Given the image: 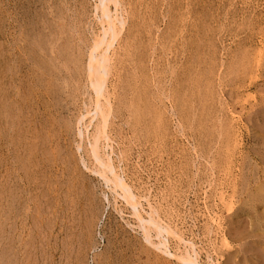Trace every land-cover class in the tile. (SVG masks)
<instances>
[{
	"label": "rangeland",
	"instance_id": "374dc122",
	"mask_svg": "<svg viewBox=\"0 0 264 264\" xmlns=\"http://www.w3.org/2000/svg\"><path fill=\"white\" fill-rule=\"evenodd\" d=\"M107 1L0 0V263L264 264V0ZM95 136L136 212L93 174ZM134 212L168 227L165 248Z\"/></svg>",
	"mask_w": 264,
	"mask_h": 264
},
{
	"label": "bare ground",
	"instance_id": "6f19581e",
	"mask_svg": "<svg viewBox=\"0 0 264 264\" xmlns=\"http://www.w3.org/2000/svg\"><path fill=\"white\" fill-rule=\"evenodd\" d=\"M111 1V0H110ZM109 0L107 1V2H110ZM113 1H111V3H112ZM105 4L106 3H104V1H102L101 2V10H102V12H103V18H106V21L108 20V23H109V25H108V23H105V24H107V28L106 29H108L109 31H112L113 30V26H112V23H113V21L111 22V20H110V18L111 17H109L108 16V14L107 13H109V12H107V10H106V6H105ZM96 6H97V4H96ZM117 7V6H116ZM97 10V9H96ZM101 10H97V11H101ZM101 12V13H102ZM117 19V18H116ZM120 19V18H119ZM100 20H102V19H100ZM105 20V19H104ZM105 21V22H106ZM99 22H101V21H99ZM102 22H104L103 20H102ZM114 25V24H113ZM122 25V24H121ZM121 28V27H120ZM105 29V28H104ZM102 30V29H101ZM122 30V29H121ZM219 30V29H218ZM106 31V30H105ZM69 32V31H68ZM115 32V31H114ZM112 33H113V31H112ZM107 33H105V35H106ZM119 35V34H118ZM117 35V36H118ZM111 36V35H110ZM110 40V39H109ZM101 42H103V40L101 41ZM100 42V43H101ZM105 42V41H104ZM97 43V42H96ZM95 43V45H97ZM112 43V42H111ZM100 47V45L98 44L97 45V47ZM107 46V45H106ZM108 47V46H107ZM112 46L110 45V48H111ZM106 48V47H105ZM93 49H95V46H94V48ZM97 49V48H96ZM106 50V49H105ZM92 51V50H91ZM245 53V52H244ZM106 58H108L107 56L105 57V54L104 55H102L101 57H99V58H97V57H95V56H91V58H90V64L88 65L89 66V71L91 72L90 74V76H91V87H92V89H93V92H94V94H95V97H97V99H99L100 97L102 98V96H103V91H104V87H105V74H106V70H107V63H106ZM256 64V63H255ZM108 72V71H107ZM142 73V72H141ZM109 74V73H108ZM4 76V75H3ZM88 77V76H87ZM2 82V81H1ZM3 86V85H2ZM19 89V88H18ZM14 91V90H13ZM16 91H18L17 89H16ZM15 93V92H14ZM17 93V92H16ZM22 93H24V92H22ZM86 94V93H85ZM21 95V94H20ZM19 96V95H18ZM92 96V95H91ZM16 98V97H15ZM7 99L9 100V97L7 96ZM14 99V98H13ZM12 99V100H13ZM17 99V98H16ZM23 99V98H22ZM15 100V99H14ZM16 101V100H15ZM23 102V101H22ZM8 103H10V102H8ZM19 103H20V101H19ZM0 104H1V100H0ZM101 104V105H100ZM18 105V104H17ZM17 105H15V106H17ZM94 105V104H93ZM107 105H109V103L107 104ZM24 107V106H23ZM102 103H100V101L98 100L97 102H96V106H95V115H100L101 117H103V121H102V123L104 124V122L105 123H107V120H106V117H108L107 115H106V117L104 116L105 114V112H103L104 110L102 109ZM109 107V106H108ZM10 108V107H9ZM12 108V107H11ZM91 108V107H90ZM22 109V108H21ZM110 109V108H109ZM13 110V109H12ZM6 111V110H5ZM9 111V110H8ZM11 111V110H10ZM12 113V112H11ZM17 113V112H16ZM82 114V113H81ZM85 114V113H84ZM108 114V113H107ZM2 115H3V109H2V107H1V105H0V127L2 126V124H3V122L5 123V125H6V127H7V124H8V127L6 128V131L7 132H10V127H11V118H10V116L9 115H4L3 117H2ZM20 116V115H19ZM87 116V115H86ZM21 117V116H20ZM28 117V116H27ZM83 118H85V117H83ZM14 119V118H13ZM22 119V118H21ZM58 119V118H57ZM16 120V119H15ZM30 120V119H29ZM93 120H94V118H93ZM14 122V121H13ZM21 122V121H20ZM52 122V121H51ZM80 122H81V119H80ZM53 123V122H52ZM213 124V123H212ZM4 125V124H3ZM29 125V124H28ZM104 126V125H103ZM89 127V126H88ZM2 128H3V130H4V127L2 126ZM23 128V127H22ZM28 128V127H27ZM104 128H105V126H104ZM31 129V128H30ZM217 129V128H216ZM24 130V129H23ZM33 130V129H32ZM99 130V129H98ZM25 131H26V129H25ZM4 132V131H3ZM2 132V133H3ZM80 132V131H79ZM11 133V132H10ZM21 133V132H20ZM32 133V132H31ZM34 133V132H33ZM81 133V132H80ZM99 133V132H98ZM98 133H97V135H98ZM9 134V133H8ZM13 134V133H12ZM99 134H101V136H105L106 134H105V132L103 131V128H102V130H100V133ZM105 134V135H104ZM14 135V134H13ZM29 135V134H28ZM82 135V134H81ZM5 136V135H4ZM31 136H33V135H31ZM23 137V136H22ZM21 137V138H22ZM25 137V136H24ZM2 138V137H1ZM5 138V137H4ZM59 138V137H58ZM8 139V138H7ZM2 140H4V139H2ZM31 141V140H30ZM98 142H99V137L98 136H95V138H94V142H93V144L91 143V149H92V154H93V159L95 160V162H96V164H97V166L99 167V170L97 169V172H95V173H93V174H95V175H98V177L101 179V180H103L107 185L108 184H111V186H112V189H113V191H115L116 192V194H117V196H119V197H121L122 199H124L126 202H127V204H130V206L132 207V209H134V211L136 212V207H137V204L134 202V200H135V197H134V195H133V193L131 192V190H130V188L124 183V180H122V178H120L119 177V175H117L116 173H115V171H114V168L112 167V165H111V163H106V162H104L103 161V159H101V157L98 155ZM23 143V142H22ZM85 143V142H84ZM5 144H7L6 142H5ZM27 144V143H26ZM8 145V144H7ZM106 145V144H105ZM4 146V145H3ZM27 146V145H26ZM23 147V146H22ZM29 147V146H28ZM26 148V147H25ZM31 148V147H30ZM110 148V147H109ZM19 149V148H18ZM21 149V148H20ZM11 150V149H10ZM78 150H79V148H78ZM81 150V149H80ZM4 151V150H3ZM28 151V150H27ZM2 153V152H1ZM12 153V152H11ZM21 153V152H20ZM27 153V152H26ZM33 155V154H32ZM1 156V155H0ZM16 162V161H15ZM94 162V163H95ZM68 163V162H67ZM84 164V163H83ZM27 165V164H26ZM120 165V164H119ZM86 166V165H85ZM87 170H88V168H87ZM91 172H93V171H91ZM108 173L112 176V178H109L108 177ZM256 180V179H255ZM6 183V182H5ZM3 184V183H2ZM25 184H26V182H25ZM1 186V185H0ZM28 186V185H27ZM105 186V185H104ZM68 187H69V185H68V183H66V182H64V177L62 176L61 177V180H60V186H59V188H57L58 190V194H59V200H58V204H59V211H60V215L61 214H63V215H65L66 214V210L68 209V206L70 205V201H68V196L70 195V192H67V190H68ZM1 189L2 188H0V191H1ZM23 189H24V187H23ZM5 190V189H4ZM10 190V189H9ZM9 190H8V192H9ZM13 191V190H12ZM118 191H120L121 193H118ZM27 192V191H26ZM25 192V193H26ZM112 192V191H111ZM114 192V193H115ZM245 192V191H244ZM1 193H2V191H1ZM73 193V192H72ZM115 194V195H116ZM22 195V194H21ZM20 195V196H21ZM224 195V194H223ZM9 196V195H8ZM16 197V196H15ZM28 197V196H27ZM3 198V197H2ZM6 198V197H5ZM17 198V197H16ZM0 199H1V197H0ZM8 199V198H7ZM26 199V198H25ZM15 200V199H14ZM17 200V199H16ZM24 200V199H23ZM21 201H22V199H21ZM21 201L19 202V203H21ZM23 202V201H22ZM26 202V201H25ZM1 203V202H0ZM4 203V202H3ZM13 203V202H12ZM55 204V203H54ZM13 205V204H12ZM15 205V204H14ZM253 205V204H252ZM6 207V209H5V212H4V209H3V206H1V212H0V221L2 222V220H3V222H4V224H5V227L7 228V230H4L3 228H5V227H3L2 226V223L0 222V251H1V249H2V246H5V242L3 243V241L5 240V239H9V234H10V229H9V231H8V224L9 223H11L10 222V220L12 219L11 218V216L12 215H10V213H9V211L11 212V210H9L8 208H9V206H8V204H6L5 205ZM10 206H11V204H10ZM13 207V206H12ZM56 207V206H55ZM12 209V208H11ZM131 209V210H132ZM16 211V210H15ZM29 211V210H28ZM155 211V210H154ZM3 212H4V214H3ZM21 212V211H20ZM24 211H22V213H23ZM25 212H26V210H25ZM56 212V211H55ZM70 212V211H69ZM134 212V213H135ZM27 213V212H26ZM48 213V212H47ZM53 214V213H52ZM136 214V216H137V218H138V222H139V232H140V234L143 236V239L148 243V244H150V245H152L155 249H157V248H159V247H161V246H163L164 245V248H165V244L167 243V240L164 238L163 240H164V244H162V242L160 243L161 245L160 246H157L154 242H152V232L153 231H155L156 233H157V235H155V236H157V238L158 237H160L161 238V236L163 235V234H169V229H168V227H164V226H162V225H160V223H158V221H156L155 219H153V217H150L149 218V220H145L138 212L137 213H135ZM14 215H15V213H14ZM17 215V214H16ZM20 215V214H19ZM42 214H40V216H41ZM28 216H29V214H28ZM57 216V215H56ZM17 217V216H16ZM30 217V216H29ZM51 217V216H50ZM61 217V216H60ZM65 217V216H64ZM14 218V217H13ZM66 218V217H65ZM20 219V218H19ZM24 219V218H23ZM49 219V218H48ZM158 219V218H157ZM17 220H18V218H17ZM30 220V219H29ZM40 220V219H39ZM46 220V219H45ZM50 220H52V219H50ZM49 220V221H50ZM58 220H60V219H58ZM58 220H56V221H58ZM159 220V219H158ZM13 221H15V220H13ZM55 221V222H56ZM61 221V220H60ZM24 221H22V223H23ZM52 222V221H51ZM25 223V222H24ZM58 223V222H57ZM66 223H67V221H66ZM14 224V223H13ZM20 224V223H19ZM41 224V223H40ZM64 224V223H63ZM30 225V224H29ZM55 225V224H54ZM59 225H61V224H59ZM58 225V226H59ZM64 226V225H63ZM65 226H68V224L67 225H65ZM10 227V226H9ZM25 227V226H24ZM57 227V226H56ZM249 227V226H248ZM21 228V227H20ZM228 228V227H227ZM64 229V228H63ZM229 229V228H228ZM232 229V228H231ZM26 230V229H25ZM36 230V229H35ZM46 230V229H45ZM54 230V229H53ZM57 230V229H56ZM68 231V230H67ZM66 230H65V232H67ZM233 231V230H232ZM14 232V231H13ZM20 232V231H19ZM46 232V231H45ZM45 232H43V233H45ZM47 232H49L48 230H47ZM57 232H59V231H57ZM28 233V232H27ZM52 233V232H51ZM62 233V232H61ZM39 234V233H38ZM41 234V233H40ZM39 234V235H40ZM48 234H50V233H48ZM58 234V236H59V233H57ZM65 234V233H64ZM22 234H20V236H21ZM27 235V234H26ZM61 235V234H60ZM167 235H166V238H167ZM17 236V235H16ZM15 236V237H16ZM23 236V235H22ZM45 236V235H44ZM50 236V235H49ZM56 237H58L57 235H55ZM65 236V235H64ZM224 236V235H223ZM14 237V236H13ZM68 237V236H67ZM154 237V236H153ZM162 237H164V236H162ZM11 238V237H10ZM17 238H19V236L17 237ZM16 238V239H17ZM42 238V237H41ZM12 239V238H11ZM49 239V238H48ZM50 239H51V237H50ZM64 240H66L65 238H63ZM20 240V239H19ZM227 240V239H226ZM21 241V240H20ZM34 241V240H33ZM40 241V240H39ZM45 241V240H44ZM56 241V240H55ZM47 242V241H46ZM50 242V241H49ZM225 242V241H224ZM12 243V242H11ZM11 243L9 244V245H11ZM18 243V242H17ZM43 243V241H41V244ZM40 244V245H41ZM44 244V243H43ZM47 244V243H46ZM224 244V243H223ZM22 245H24V244H22ZM22 245H20V246H22ZM159 245V244H158ZM188 245H190V244H188ZM13 246V245H12ZM6 247V246H5ZM18 247V248H17ZM17 247H15V248H17V249H21L19 246H17ZM167 247V246H166ZM188 248V247H187ZM13 249V248H12ZM16 249V250H17ZM43 249V248H42ZM45 249H46V247H45ZM161 249V248H160ZM160 249H157V250H160ZM6 250V249H5ZM10 251H11V249H9ZM164 250V249H163ZM3 251V250H2ZM13 251V250H12ZM45 252V251H44ZM152 251H151V249L150 250H148V253H149V256L152 254L151 253ZM49 253V252H48ZM165 253V252H164ZM9 254H11V252H9ZM13 254H15V253H13ZM22 254V253H21ZM50 254V253H49ZM168 254V253H167ZM170 254V253H169ZM168 254V255H169ZM2 255L3 254H1L0 255V258H2ZM15 255H17V254H15ZM19 255V254H18ZM21 256V255H20ZM6 256H4V258H5ZM11 257V256H10ZM9 257V258H10ZM13 258V257H12ZM44 258H45V256H44ZM1 261L2 260H4V259H0ZM9 261V260H8ZM11 261V260H10ZM186 264H196V262L194 261V260H191V261H188L187 259H185V261H184ZM2 263V262H1ZM0 263V264H1ZM5 263H7V262H5ZM4 264V263H3ZM12 264V263H11Z\"/></svg>",
	"mask_w": 264,
	"mask_h": 264
}]
</instances>
